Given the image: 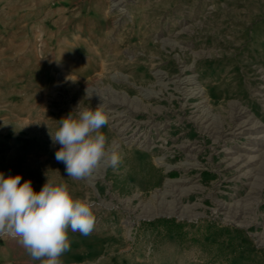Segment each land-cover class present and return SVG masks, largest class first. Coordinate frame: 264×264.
Returning <instances> with one entry per match:
<instances>
[{
  "label": "rangeland",
  "instance_id": "obj_1",
  "mask_svg": "<svg viewBox=\"0 0 264 264\" xmlns=\"http://www.w3.org/2000/svg\"><path fill=\"white\" fill-rule=\"evenodd\" d=\"M100 103L122 160L76 181L49 132ZM0 173L92 202L63 264H264V0H0Z\"/></svg>",
  "mask_w": 264,
  "mask_h": 264
},
{
  "label": "clouds",
  "instance_id": "obj_2",
  "mask_svg": "<svg viewBox=\"0 0 264 264\" xmlns=\"http://www.w3.org/2000/svg\"><path fill=\"white\" fill-rule=\"evenodd\" d=\"M109 109L100 103L95 109L83 108L58 121L49 135L60 148L55 159L63 163L65 174L79 181L91 176L101 163L116 168L122 156L107 148L102 129L109 124ZM20 174L0 173V237L17 241L33 261L63 264L70 251L69 230L83 236L92 233L96 216L90 200L74 197L67 182L47 176L39 192L31 179L21 183Z\"/></svg>",
  "mask_w": 264,
  "mask_h": 264
},
{
  "label": "bare ground",
  "instance_id": "obj_3",
  "mask_svg": "<svg viewBox=\"0 0 264 264\" xmlns=\"http://www.w3.org/2000/svg\"><path fill=\"white\" fill-rule=\"evenodd\" d=\"M197 89H198V88H197ZM199 92H201V90H197V91H196L197 94H198ZM244 113H245V110H239V111L237 112L238 116H240V115L242 116V115H244ZM250 123H251L250 120H247V121H244V122L238 124L237 127L235 128V132H233V133H243V132H245V131H247V130H250V129H255V130H257V129H259L260 126H261V125H257V124L251 125ZM239 157H240V156H239ZM237 160H238V158H236L235 160L233 159L232 164H234L235 162H237ZM262 183L264 184V177L262 178Z\"/></svg>",
  "mask_w": 264,
  "mask_h": 264
},
{
  "label": "trees",
  "instance_id": "obj_4",
  "mask_svg": "<svg viewBox=\"0 0 264 264\" xmlns=\"http://www.w3.org/2000/svg\"><path fill=\"white\" fill-rule=\"evenodd\" d=\"M158 221H166L167 222L168 219H159ZM177 227H178V229H180L181 225H178Z\"/></svg>",
  "mask_w": 264,
  "mask_h": 264
}]
</instances>
